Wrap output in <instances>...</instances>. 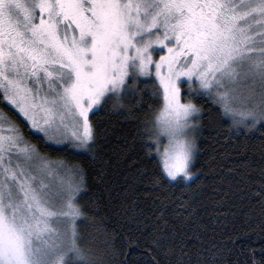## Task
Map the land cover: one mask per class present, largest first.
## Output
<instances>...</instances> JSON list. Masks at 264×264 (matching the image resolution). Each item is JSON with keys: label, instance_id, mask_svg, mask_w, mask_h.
Instances as JSON below:
<instances>
[{"label": "snow or ice", "instance_id": "1", "mask_svg": "<svg viewBox=\"0 0 264 264\" xmlns=\"http://www.w3.org/2000/svg\"><path fill=\"white\" fill-rule=\"evenodd\" d=\"M145 97L162 106L140 118L152 110ZM193 97L219 106L239 135L264 141V0H0V103L45 147L91 152L90 113L110 105L145 155L156 154L153 187L190 182L204 114ZM0 117V264H129L116 242H132L115 228L84 243L81 166L42 153ZM256 195L264 202V185ZM165 217L161 203L142 264H191ZM260 251L251 264H264Z\"/></svg>", "mask_w": 264, "mask_h": 264}, {"label": "trees", "instance_id": "2", "mask_svg": "<svg viewBox=\"0 0 264 264\" xmlns=\"http://www.w3.org/2000/svg\"><path fill=\"white\" fill-rule=\"evenodd\" d=\"M187 97L186 92L183 93ZM152 105L135 116L153 115L161 100L145 97ZM204 109L199 117L202 129L198 136L200 154L195 161V178L187 183L162 188L150 183L159 176L154 153L145 155L135 129L124 115L113 113L110 105L101 104L89 119L95 129L96 143L87 154H74L45 147L41 138L5 103L0 110L22 129L25 139L39 145L40 151L53 158H66L82 168L84 184L77 201L87 215L78 220L84 243L99 241L100 231L114 228L132 247L120 259L142 264L140 250L146 248L148 231L158 225L157 209H166L170 233L175 231L173 247L185 245V259L191 264H251L254 251L260 259L264 247V202L256 195L264 185V141L259 135L241 136L230 127V119L221 109L203 98L193 97ZM77 179L79 177H76Z\"/></svg>", "mask_w": 264, "mask_h": 264}, {"label": "rangeland", "instance_id": "3", "mask_svg": "<svg viewBox=\"0 0 264 264\" xmlns=\"http://www.w3.org/2000/svg\"><path fill=\"white\" fill-rule=\"evenodd\" d=\"M184 87H187V85H183V86H182V88H184ZM186 94H187V96H188V93H187V92H186ZM99 106H100V105H98L97 108H98ZM161 106H162V101H161ZM11 108H12V107H11ZM97 108H96V109H97ZM198 119H199V117H198ZM0 120H3V117H0ZM167 142H168V141H167L166 138H164V137L161 138V150H162V148H163V145L167 144ZM154 154H155V153H154ZM155 155H156V154H155ZM193 171H194V169H193ZM194 172H195V171H194Z\"/></svg>", "mask_w": 264, "mask_h": 264}]
</instances>
